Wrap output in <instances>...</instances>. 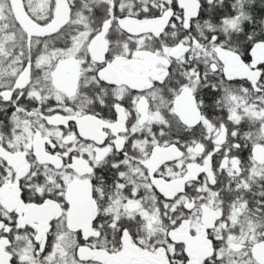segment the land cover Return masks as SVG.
<instances>
[{"label":"snow or ice","instance_id":"1","mask_svg":"<svg viewBox=\"0 0 264 264\" xmlns=\"http://www.w3.org/2000/svg\"><path fill=\"white\" fill-rule=\"evenodd\" d=\"M0 264H264V0H0Z\"/></svg>","mask_w":264,"mask_h":264}]
</instances>
